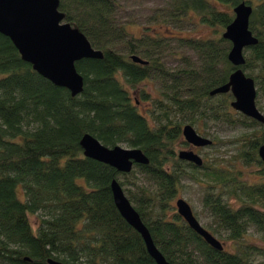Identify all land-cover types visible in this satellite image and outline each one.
I'll list each match as a JSON object with an SVG mask.
<instances>
[{"label":"trees","instance_id":"trees-1","mask_svg":"<svg viewBox=\"0 0 264 264\" xmlns=\"http://www.w3.org/2000/svg\"><path fill=\"white\" fill-rule=\"evenodd\" d=\"M242 1L252 7L249 29L257 43L244 50L241 68L254 80L259 104L264 0H172L162 20L167 28L186 20L212 33L165 35L146 27L138 37L117 22L114 0H59L63 21L102 51L101 58L75 62L83 77L75 96L38 74L0 33V264H156L113 202L114 178L169 264H264V163L258 155L264 123L233 109L229 91L210 94L234 69L227 58L231 43L222 33L233 19L230 9ZM117 39L126 42L125 54L110 46ZM172 39L193 51L199 65L166 69L160 60ZM134 54L147 63L134 62ZM145 79L163 84V91L142 114L137 103L148 94L139 98L132 91ZM184 114L192 126L210 119L248 130L232 140L237 150L226 166L207 159L198 167L176 157L178 117ZM85 133L108 147L140 148L149 162L119 172L83 154L79 141ZM211 138L213 144L217 138ZM241 167H255L258 179H245ZM185 178L203 184L206 227L228 244L222 250L205 242L173 207Z\"/></svg>","mask_w":264,"mask_h":264},{"label":"water","instance_id":"water-1","mask_svg":"<svg viewBox=\"0 0 264 264\" xmlns=\"http://www.w3.org/2000/svg\"><path fill=\"white\" fill-rule=\"evenodd\" d=\"M59 0H0V33L7 36L18 50L23 61L52 84L64 87L71 95H78L83 89V77L77 71L75 62L83 58H101L102 51L92 47L87 37L76 27L63 21L64 14L58 9ZM233 19L225 27L222 37L230 41L227 54L234 66L228 81L210 94L230 92L231 107L242 114L264 123V115L256 105L257 90L254 80L247 76L241 66L245 62L244 50L257 43L249 29L252 7L242 1L232 7ZM131 59L140 64L147 61L138 55ZM184 140L193 146H207L212 140L199 134L191 124L181 127ZM79 144L86 157L114 167L117 171L130 172L134 164H147V156L140 148L123 147L119 144L105 146L89 133L82 135ZM258 155L264 163V144L258 148ZM181 160L193 162L200 167L201 156L192 150H179ZM113 202L123 219L142 237L148 254L156 264H169L156 247L151 234L139 213L127 198L117 179L110 182ZM175 208L186 224L211 247L222 250L223 244L198 221L190 204L181 198L175 200ZM48 264H66L48 259Z\"/></svg>","mask_w":264,"mask_h":264},{"label":"rangeland","instance_id":"rangeland-1","mask_svg":"<svg viewBox=\"0 0 264 264\" xmlns=\"http://www.w3.org/2000/svg\"><path fill=\"white\" fill-rule=\"evenodd\" d=\"M117 3L116 6V14L115 17L117 22H120L126 26L127 31L131 36L138 37L144 31H146V27H148V32H160L165 35H188L189 33L193 36L200 35H209L212 33V30L203 27V26H194L193 24H189L186 20L178 21L177 26H172V28H167V24L162 22L164 17H166L165 12L169 8L172 0H114ZM223 9H227L223 7ZM230 11L233 14L232 9ZM166 24V25H165ZM171 27V26H170ZM188 28V31H182L181 28ZM177 39H172L169 41V47L166 48L164 53L161 55V60L166 69L176 71L182 68L195 67L199 65V61L195 55V53L187 48L177 46ZM112 48H114L117 52L125 54L127 52L126 42L123 39H117L113 43L110 44ZM163 84H158L156 81H151L149 79H145L132 91L140 98L142 93H147L148 98L140 99L137 103V109L142 114H147V110L151 107V101L154 97H160V92L162 90ZM258 109L264 115V100L260 99L259 104H256ZM183 116L178 117V121L181 122L182 126L185 124H190L188 118ZM194 128H197V132L199 134L206 136L210 139L211 137L216 136L217 139L214 140L213 144L207 146H194L192 149L195 153L199 154L203 161L210 160H218L222 166L227 165V161L232 160V155L237 150V142L232 141L240 134L248 131L246 128L241 125H230L220 121H212L210 119H200L197 127L193 125ZM264 130V125L261 126ZM223 140L220 142L219 140ZM187 142L184 140L182 132L181 136L176 140L174 144L175 153L178 150L190 148L187 147ZM123 147H128L125 144H119ZM209 160V161H210ZM212 163V162H211ZM236 167L239 164H234ZM241 166V165H240ZM243 168V167H241ZM255 167H244L243 170L246 174L245 179L248 181H254L258 179V175L254 172ZM140 177L139 181H142V176L138 174ZM182 186L176 196L172 200L173 207L175 208V200L177 198L185 199L191 206L194 215L198 219V221L207 229L208 216L205 214L202 209L200 203V196L203 193V184L197 183L196 181L185 178L181 181ZM132 189L133 186H131ZM176 209V208H175ZM177 212V211H176ZM34 217L32 218V222H34ZM208 230V229H207ZM253 232V229L250 230V233ZM224 235V234H222ZM224 246L228 244L221 237L215 235ZM257 235L254 233L253 238H256Z\"/></svg>","mask_w":264,"mask_h":264},{"label":"flooded vegetation","instance_id":"flooded-vegetation-1","mask_svg":"<svg viewBox=\"0 0 264 264\" xmlns=\"http://www.w3.org/2000/svg\"><path fill=\"white\" fill-rule=\"evenodd\" d=\"M187 145V147L189 146L190 148H188V150H192L193 152H195L192 148L194 147L193 145H191V144H189V143H187L186 144ZM181 150H186V149H181ZM179 151V150H178ZM178 153V152H177ZM177 153H176V157L178 158V156H177ZM179 159V158H178ZM184 161H186V160H184ZM187 162H190V161H187ZM204 162V161H203ZM190 163H193V162H190ZM194 164V163H193ZM195 165V164H194ZM196 166V165H195Z\"/></svg>","mask_w":264,"mask_h":264}]
</instances>
